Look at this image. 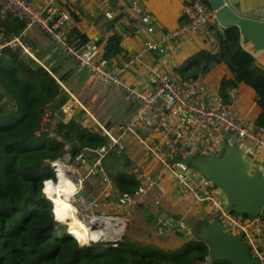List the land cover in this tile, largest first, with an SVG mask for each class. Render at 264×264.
<instances>
[{"label":"built area","instance_id":"obj_1","mask_svg":"<svg viewBox=\"0 0 264 264\" xmlns=\"http://www.w3.org/2000/svg\"><path fill=\"white\" fill-rule=\"evenodd\" d=\"M101 2L103 6L109 5V0ZM138 6L137 1L129 4L128 11L131 13H126L128 27L152 34L154 27L150 15L139 13ZM0 14L22 22L23 33L33 28L40 29L61 54L72 58L78 69L93 76L103 89L118 91L137 104L132 119L115 130L97 123L105 142L92 150L97 156L93 163L96 168L100 167V161L107 153L123 151L127 137L135 139L151 159L174 178L195 204L208 206L223 229L230 234L241 235L249 253L259 264H264V218L227 213L217 190L211 188L203 179L198 180L199 174L189 165L188 160L179 158L180 155L188 157L196 153L215 155L222 151L224 144L231 141H235L253 158L259 154L264 155V126L237 115L224 103L219 91L207 90L202 78L182 80L176 75L164 72L158 64L146 59L156 52L164 55L169 43L183 39L200 38L208 44L211 51H217V33L224 28L217 22L215 11L202 0H189L185 6V22L164 32L156 40L145 41L139 51L124 61L118 72L109 67L96 43L68 39L65 29L70 16L59 7L57 0H42L41 3L30 0H0ZM105 15L111 17L110 12ZM10 45H19L22 53L28 54L18 38L7 41L0 48ZM135 64H139L148 73V84L136 81L128 83L123 78V73ZM47 118L48 113H45L43 119ZM142 127L158 132V140L144 137L141 133ZM87 151L90 150L83 149L78 152L71 162L75 166L85 163ZM63 161L62 157L48 162L55 180H45L42 186L43 199L49 203L52 211L54 208L44 193L46 181L58 182L60 176L66 175L70 181L81 187L82 179L74 175ZM135 172L138 187L133 193L119 194L115 203L118 207L129 210L143 205L148 197L155 198L152 180L145 173ZM79 189H76L77 195ZM81 202L83 203L82 199ZM106 205L109 203L97 197L89 200L88 208L105 211ZM102 217L110 216L104 213L98 218ZM120 233H115L107 246L117 247ZM196 264H213V261L208 253Z\"/></svg>","mask_w":264,"mask_h":264},{"label":"crops","instance_id":"obj_2","mask_svg":"<svg viewBox=\"0 0 264 264\" xmlns=\"http://www.w3.org/2000/svg\"><path fill=\"white\" fill-rule=\"evenodd\" d=\"M30 1L41 3L42 0ZM101 1L57 0V3L70 16L65 29L68 39L79 42L81 36L85 37L88 42L96 43L99 52L104 55L107 40L114 35L118 38L117 50L109 53L107 59L109 67L118 72L124 61L139 51L145 41L156 40L164 32L173 30L185 22V6L189 0H109L108 6H103ZM132 1L138 2L139 13L150 15L154 27L152 34H147L138 28L128 27L129 20L126 19V13H131L128 8ZM234 1L241 9H257L260 15L264 14V0ZM202 2L206 5L204 0ZM106 12H110V18L105 15ZM5 18L7 17L0 14V19ZM1 31L0 46L13 38H18L21 45L27 49V56L34 59L47 71H53L52 76L55 79L64 78V84H60L69 99L52 117L48 112L47 120L42 119L49 126L47 129H42L49 131L51 136H54L56 131L53 129L56 128V123L58 124L60 121L62 125L66 124L72 118H76L80 112L81 126L92 133L99 134L97 123L115 130L119 125L128 123L134 116L137 109L135 102L118 91L103 89L93 76L79 70L72 58L61 54L49 37L40 29L33 28L24 33L21 30L19 35L8 38H6L7 31L4 29ZM241 43L243 49L250 53L258 65L264 69V53L256 51L246 40L242 39ZM5 47L21 49L19 45H10L3 46L0 50ZM199 51L213 52L208 44L200 38L183 39L169 43L164 55L156 52L146 59L158 64L164 72L182 79L174 72V69L184 64L189 57ZM123 78L128 83L135 81L144 85L149 83L148 73L139 64L133 65L124 72ZM231 78L232 74L227 66L220 63L211 67L208 73L198 79L204 82L207 90L219 91L224 103L231 107L237 115L247 117L255 122L260 113L255 103V93L244 84H239L234 88L227 85L222 86L224 79ZM141 133L148 140L155 141L159 137L158 132L145 127H142ZM74 142L75 140L72 143ZM70 144L67 143L64 146L66 153L63 156V163L72 172H76L78 178L82 179L80 190L89 197V200L99 197L108 202L109 205L105 207L106 211L118 209L123 210L126 214L132 212L129 232L132 228L135 233L134 241L166 251H175L183 243L196 239L195 229L216 219L208 206L195 204L178 186L174 178L163 171L135 139L127 137L123 151L107 153L101 159L99 168L93 164L97 159L93 149L86 152L87 161L82 165L75 166L73 162L67 163L66 159L71 158L67 152ZM257 157L264 159L263 154H259ZM179 158L187 159L182 155ZM96 170L97 172H95ZM135 171L145 173L152 180V192L155 198L148 197L143 205L133 209H123L115 204L116 197L121 194L116 188L115 177L117 173H130L134 176ZM83 181H85L84 186L82 185ZM136 184L138 187L137 182ZM85 187H88L89 191L85 190ZM177 233L183 234L184 238H179ZM205 246L207 245L205 244ZM213 264L215 263L213 262Z\"/></svg>","mask_w":264,"mask_h":264},{"label":"trees","instance_id":"obj_3","mask_svg":"<svg viewBox=\"0 0 264 264\" xmlns=\"http://www.w3.org/2000/svg\"><path fill=\"white\" fill-rule=\"evenodd\" d=\"M23 28L24 24L18 20L0 19V32L7 31L6 38L19 35ZM242 39L246 40L236 27L224 28L217 33V51H199L174 72L183 80L198 79L214 65L225 64L232 78L224 79L222 86L234 88L244 84L251 88L260 110L255 123L264 126V69L243 49ZM79 42L88 39L81 36ZM117 42L115 35L107 40L103 55L106 60L109 53L117 50ZM50 72L20 48L0 50V264H196L201 261L208 249L197 239L183 243L175 251H166L126 236L118 240L117 247H103L94 243L80 245L64 234L65 229L54 219L42 195L43 182L55 180L48 162L63 157L67 143H71L67 152L73 159L83 148L94 150L105 139L82 127L77 118L63 125L59 121L54 136L44 131L49 127L42 121L45 113L52 117L69 99L60 84L64 78L55 79L53 71ZM115 183L121 193H133L137 188L130 173H117ZM177 236L184 238L181 233Z\"/></svg>","mask_w":264,"mask_h":264},{"label":"water","instance_id":"obj_4","mask_svg":"<svg viewBox=\"0 0 264 264\" xmlns=\"http://www.w3.org/2000/svg\"><path fill=\"white\" fill-rule=\"evenodd\" d=\"M216 14L223 28L236 27L256 51L264 53V14L257 9H241L234 0H204ZM188 163L213 189H216L227 213L243 217L264 218V165L255 162L235 141L223 145L218 154L196 153L187 157ZM66 162L71 164V158ZM97 172V170L95 171ZM77 188H81L76 184ZM77 197L89 203V197L79 189ZM196 239L208 246L214 263L259 264L241 235L226 232L214 219L194 231ZM71 237V236H70ZM73 238V237H71ZM123 239V235L120 236Z\"/></svg>","mask_w":264,"mask_h":264},{"label":"bare ground","instance_id":"obj_5","mask_svg":"<svg viewBox=\"0 0 264 264\" xmlns=\"http://www.w3.org/2000/svg\"><path fill=\"white\" fill-rule=\"evenodd\" d=\"M72 173L78 175L76 172ZM76 189L77 186L66 175L59 177L57 185L52 181H46L45 183L44 193L54 208V218L67 226L65 229L66 235H70L80 245H83L98 240H105L108 237L113 238L115 233H120L123 230L125 222L120 218H98L93 216L86 223L85 221H81L78 218V210L71 204L70 199L73 197ZM82 200L84 201V199ZM94 224H102L105 228L94 230L92 228Z\"/></svg>","mask_w":264,"mask_h":264},{"label":"rangeland","instance_id":"obj_6","mask_svg":"<svg viewBox=\"0 0 264 264\" xmlns=\"http://www.w3.org/2000/svg\"><path fill=\"white\" fill-rule=\"evenodd\" d=\"M79 121H81L82 120V116H81V112L78 114V116L76 117ZM56 121V120H55ZM57 125V126H56ZM55 126H56V128L54 127L53 129L54 130H58L57 129V127H58V124L56 123L55 124ZM184 160H186L187 161V159H184ZM254 161L255 162H259V164L260 165H264V159L263 158H261V157H257V158H254ZM54 183H55V185H57V181H53ZM84 182L85 181H83L82 182V185L84 186ZM90 185V183L88 184V186ZM88 188V187H87ZM86 187H85V190H87V191H89L88 189H87ZM51 199V198H50ZM71 199V204L72 205H74L75 207H76V209L78 210V218L81 220V221H85V223L87 222V221H89V219H90V217L91 218H93V216H95V217H100V216H102V214H106V216H110V217H112V218H115V217H118V218H120V219H123V221L125 222V225L123 226V230H122V232L119 234V236L117 237L118 238V240L120 239V236L121 235H123V237L124 236H126V237H128V238H130V239H132V240H135L134 238H133V236H134V231L132 230V228H131V231L129 232V227H131V221H130V217H131V215H132V212H129L128 214H126L123 210H118V209H116V210H109V211H100L99 209H91V208H88V203L87 204H85L84 203V201H83V203L81 202V198L79 197H77V194H76V191H75V194L73 195V197H71L70 198ZM74 202V203H73ZM51 203V202H50ZM54 212V209H53V211H52V213ZM53 216L55 217V215L53 214ZM55 219V218H54ZM60 223V226L62 227V228H64V229H66L67 228V226L65 225V224H63V223H61V222H59ZM94 230H101V229H104L105 228V226L104 225H102V224H95L93 227H92ZM65 231L66 230H64V234H65ZM66 235V234H65ZM108 239V240H107ZM107 239H103V240H98V241H96V242H91V243H88V244H92V243H94V244H100V245H102L103 247H105V246H107V245H109V239H111L110 237H108ZM83 245H85V244H83ZM218 264H227V263H225V262H218Z\"/></svg>","mask_w":264,"mask_h":264},{"label":"clouds","instance_id":"obj_7","mask_svg":"<svg viewBox=\"0 0 264 264\" xmlns=\"http://www.w3.org/2000/svg\"><path fill=\"white\" fill-rule=\"evenodd\" d=\"M69 236V235H68ZM70 237V236H69Z\"/></svg>","mask_w":264,"mask_h":264}]
</instances>
